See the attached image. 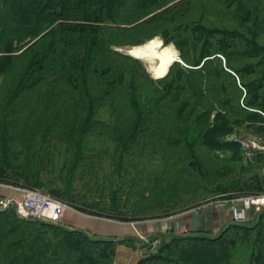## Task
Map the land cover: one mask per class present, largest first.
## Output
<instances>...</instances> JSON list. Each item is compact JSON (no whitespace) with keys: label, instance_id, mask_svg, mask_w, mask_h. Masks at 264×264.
Returning <instances> with one entry per match:
<instances>
[{"label":"trees","instance_id":"1","mask_svg":"<svg viewBox=\"0 0 264 264\" xmlns=\"http://www.w3.org/2000/svg\"><path fill=\"white\" fill-rule=\"evenodd\" d=\"M156 37L173 51L156 77L181 61L161 79L117 51ZM0 79L2 182L121 222L264 192V150L230 138L264 143V0H0ZM0 218V264H113L118 246L146 245ZM154 239L136 264H264V210Z\"/></svg>","mask_w":264,"mask_h":264},{"label":"crops","instance_id":"2","mask_svg":"<svg viewBox=\"0 0 264 264\" xmlns=\"http://www.w3.org/2000/svg\"><path fill=\"white\" fill-rule=\"evenodd\" d=\"M95 217L84 215L76 210H67L62 218L60 226L70 224L68 229H79L92 237L91 232H96L98 239H123L140 237L148 239L155 233L171 232L174 235H187L196 232H205L215 236L232 223L231 214L227 206L214 211L208 207H195L174 215L167 223L160 220L152 223L143 231L129 226L128 222L110 219L95 221ZM139 243L134 246H118L113 264H136L138 261Z\"/></svg>","mask_w":264,"mask_h":264},{"label":"built area","instance_id":"3","mask_svg":"<svg viewBox=\"0 0 264 264\" xmlns=\"http://www.w3.org/2000/svg\"><path fill=\"white\" fill-rule=\"evenodd\" d=\"M202 206L215 207L216 210L227 206L232 223H248L264 210V192L230 198L222 197ZM67 210L75 209L40 189L0 181V212L13 211L23 220H38L59 225ZM140 240L146 244L138 251L140 259L154 253L160 244L159 239L149 242L148 239L140 237Z\"/></svg>","mask_w":264,"mask_h":264},{"label":"rangeland","instance_id":"4","mask_svg":"<svg viewBox=\"0 0 264 264\" xmlns=\"http://www.w3.org/2000/svg\"><path fill=\"white\" fill-rule=\"evenodd\" d=\"M156 38H159L161 40L160 37H156ZM153 40V39H152ZM162 41V40H161ZM163 43V41H162ZM169 46V45H167ZM170 46H173V45H170ZM174 47V46H173ZM121 50H126L127 48H120ZM168 50V49H167ZM176 50V49H175ZM177 52V51H176ZM178 54V52H177ZM173 55V54H172ZM135 57H138L139 59L141 57L139 56H135ZM172 57V56H171ZM142 60V58H141ZM143 61V60H142ZM143 66H145V64L143 62H141ZM146 67V66H145ZM166 73V72H165ZM164 73V74H165ZM163 74V75H164ZM151 75V74H150ZM162 75V76H163ZM1 81V79H0ZM103 118H105V115H103ZM232 139H238V140H241L244 148H246L247 150H264V143L261 141L260 138H257L255 136H253L252 134H250L249 132H245V131H238L236 134H233L231 135ZM88 146L92 149H94V152H102L104 151L105 148H109L110 147V144L107 143L106 141L102 142V141H94V140H90L89 141V144ZM109 161L110 159L105 156L103 157L101 160H100V164H101V168H102V173L103 175H105V173H109L111 171V166L109 164ZM82 184L78 183L77 184V187L78 188H81ZM202 206V205H201ZM200 207V206H198ZM208 208H211V209H214V211H218L216 210L215 207H208ZM83 214V213H82ZM178 214V213H176ZM176 214H173V215H170V216H167V217H163V218H155V219H139L137 221H134V222H128L129 223V226L133 227V228H137L138 230L140 231H143V229L145 230L148 226H150L152 223H159L160 220L164 221V222H168L174 215ZM86 215V214H84ZM90 216V215H88ZM91 217H95V218H98V219H95V221H98V223L100 221H103L102 219H108L106 217H96V216H91ZM112 220V219H110ZM2 225H5L4 222L2 221V218H0V228L3 227ZM70 224H65L64 226L62 227H65L68 229V226ZM1 230H4V228H2ZM92 234V237L93 238H98V237H95V234L96 232H91ZM140 247V245H139ZM138 260L140 259L139 257H137Z\"/></svg>","mask_w":264,"mask_h":264},{"label":"bare ground","instance_id":"5","mask_svg":"<svg viewBox=\"0 0 264 264\" xmlns=\"http://www.w3.org/2000/svg\"><path fill=\"white\" fill-rule=\"evenodd\" d=\"M126 50H130V52L128 53L133 57H141L143 60L142 62L145 64L149 73L153 77H156L157 74H159L163 70L166 63L172 58L171 56L173 54V51L171 49L163 50L161 48L158 38L150 40L141 46L127 48Z\"/></svg>","mask_w":264,"mask_h":264},{"label":"water","instance_id":"6","mask_svg":"<svg viewBox=\"0 0 264 264\" xmlns=\"http://www.w3.org/2000/svg\"><path fill=\"white\" fill-rule=\"evenodd\" d=\"M117 51H119V52H121V53H123V54H125V55H128V56H130V57H132V58H135V59H137V60H139V61L142 62L141 59H139V58H137V57H133L132 55H130V54L128 53V52H130V50H121V49H118ZM174 62H179V63H181L180 58H179V54H177L176 59H174V60L169 64L168 69H167L166 73H165L163 76L153 77V76L151 75V77H152L153 79H161V78H163V77L167 74V72H168L170 66H171ZM145 68H146L147 72L149 73L147 67H145ZM149 74H150V73H149Z\"/></svg>","mask_w":264,"mask_h":264}]
</instances>
